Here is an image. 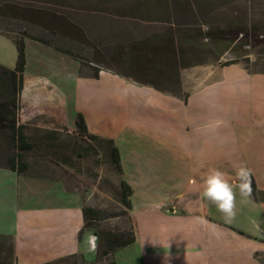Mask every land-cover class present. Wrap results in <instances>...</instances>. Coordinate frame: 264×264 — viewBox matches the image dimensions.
<instances>
[{
	"label": "crops",
	"instance_id": "1",
	"mask_svg": "<svg viewBox=\"0 0 264 264\" xmlns=\"http://www.w3.org/2000/svg\"><path fill=\"white\" fill-rule=\"evenodd\" d=\"M48 47L71 71L46 69L44 60L34 70L28 60L20 122L77 133L82 113L89 134L113 141L121 179L132 189L136 237L115 253L116 264H264V201L243 200L237 190L236 217L227 223L202 196L210 168L235 181L241 165L264 192V72L241 63L201 68L178 94L108 70L82 77L74 57ZM17 55L0 33V64L13 69ZM65 78L74 86L65 87ZM88 202L57 173L0 167V235L12 240L14 264L73 254L93 260L94 232L80 234Z\"/></svg>",
	"mask_w": 264,
	"mask_h": 264
},
{
	"label": "rangeland",
	"instance_id": "2",
	"mask_svg": "<svg viewBox=\"0 0 264 264\" xmlns=\"http://www.w3.org/2000/svg\"><path fill=\"white\" fill-rule=\"evenodd\" d=\"M9 1L15 17H0L1 28L16 29L29 12L35 26L28 27L40 31V23H49L58 32L64 30L58 33L61 44H76L78 52L103 67L130 59L126 65L138 70L141 83L156 82L167 92L181 94L188 74L229 60L238 59L252 71L264 70V42H255L264 40V0ZM0 6H5L3 0ZM25 45L27 62H32L34 70L44 60L46 69L71 71L48 46L33 40H26ZM73 62L81 67L80 61ZM62 82L67 88L74 86L67 78ZM26 134L35 145L24 151L32 171L59 174L67 188H77L89 197V205L113 214L105 225L114 230L126 228L125 217L118 215L125 210L119 195L121 175L107 146L66 128L50 131L28 125ZM5 139L1 132L0 163L15 152L6 147ZM0 264H14L12 240L7 236H0Z\"/></svg>",
	"mask_w": 264,
	"mask_h": 264
},
{
	"label": "trees",
	"instance_id": "3",
	"mask_svg": "<svg viewBox=\"0 0 264 264\" xmlns=\"http://www.w3.org/2000/svg\"><path fill=\"white\" fill-rule=\"evenodd\" d=\"M20 1L22 3H28L26 2L28 0ZM3 4L5 5L4 7L0 6V17H15L12 13H10L11 2L9 0H3ZM32 17L33 16H31L29 12L25 14V17L23 16L25 20L16 29L12 27L3 29L0 27V33L10 37L14 41L18 52L17 62L13 69L7 68L6 66L0 64V81H4L0 85V133L3 132L6 136V147L8 149L14 148L15 151L13 154L7 155L5 161L3 163H0V167H6L15 170L19 174L26 172L30 168V164L25 158L24 151L34 149L35 147L34 143L29 141L26 134L28 125L21 123L19 119V113L21 110L20 93L23 87V78L27 64L25 45V41L27 39L39 42L47 46H51L65 54L71 55L76 60L80 61V75L82 77L97 79L99 78L100 72L102 70H108L125 77H132L139 84H146L141 83L143 77L136 76L138 75L137 69L126 65L127 63L130 64V59H125V63H123L120 59L114 60L112 62H107V67H103L99 62L90 59V57L85 55V53L78 52L76 48L72 46V44H61V37L58 35L61 30L58 32L56 28H51V24H44L39 22L40 24L38 26L43 27V29H41L40 31L32 28L33 26H35L33 24L34 21L31 19ZM27 24L29 26H33L28 27ZM61 32H64V30ZM255 42L262 43L264 42V40H255ZM125 52L128 56L130 54H133L132 56H135L134 53H131L129 51ZM236 63H239L238 59L226 61L224 63H221V65H231ZM246 68L250 70L247 65ZM261 72H264V70H262ZM146 85H151L156 89L166 91L159 87L156 82H152V84ZM76 124L78 135L86 137L91 141L99 142L102 146H107L110 153V158L119 175H121L122 168L119 152L115 147L113 141L98 135L89 134L86 121L82 113H78ZM252 189L253 191L251 196L255 200L264 201V192L257 189L253 179ZM131 194V187L121 179L119 195L121 204L124 205L125 210H122L118 215L120 217H125L126 219V228L124 229L114 230L113 228L105 225V221L113 217V214L106 209L91 205L83 206L84 224L80 231V234H82L84 231L94 232V235L96 237V256L94 260H88L81 254H73L58 261L50 262L47 264H54L61 261H66L67 264H116L114 258L115 253L131 245L133 242H135L136 239L134 226L132 224L129 213L131 209ZM257 256H259V253H257Z\"/></svg>",
	"mask_w": 264,
	"mask_h": 264
},
{
	"label": "clouds",
	"instance_id": "4",
	"mask_svg": "<svg viewBox=\"0 0 264 264\" xmlns=\"http://www.w3.org/2000/svg\"><path fill=\"white\" fill-rule=\"evenodd\" d=\"M252 172L246 165L235 170V181L218 168H210L203 179L202 196L210 201L223 214L225 222L231 223L236 217L237 190L239 196L246 200L252 195ZM93 240L96 237L92 238ZM95 245H93V250ZM165 264H168L167 258Z\"/></svg>",
	"mask_w": 264,
	"mask_h": 264
}]
</instances>
